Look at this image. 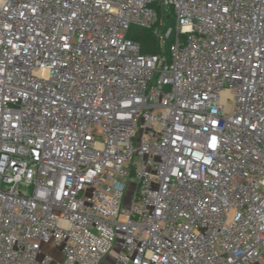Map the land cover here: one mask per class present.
I'll use <instances>...</instances> for the list:
<instances>
[{"label": "built area", "instance_id": "obj_1", "mask_svg": "<svg viewBox=\"0 0 264 264\" xmlns=\"http://www.w3.org/2000/svg\"><path fill=\"white\" fill-rule=\"evenodd\" d=\"M263 261L264 0H0V264Z\"/></svg>", "mask_w": 264, "mask_h": 264}, {"label": "trees", "instance_id": "obj_2", "mask_svg": "<svg viewBox=\"0 0 264 264\" xmlns=\"http://www.w3.org/2000/svg\"><path fill=\"white\" fill-rule=\"evenodd\" d=\"M131 38L139 44L141 53L143 55H155L159 51V44L157 43L152 31L134 30L131 33ZM173 36L167 39L165 47V55L169 56V47L173 42Z\"/></svg>", "mask_w": 264, "mask_h": 264}, {"label": "rangeland", "instance_id": "obj_3", "mask_svg": "<svg viewBox=\"0 0 264 264\" xmlns=\"http://www.w3.org/2000/svg\"><path fill=\"white\" fill-rule=\"evenodd\" d=\"M165 15L166 17H170V20L167 21V26L168 27H173L175 28L176 24H175V16L173 14V12L170 9H166L165 11ZM136 186L133 187H129L126 189L125 193H124V197H123V201H122V206L124 210H130L133 202H134V196L136 193ZM116 254H119V252H116ZM264 264V261L262 262Z\"/></svg>", "mask_w": 264, "mask_h": 264}]
</instances>
